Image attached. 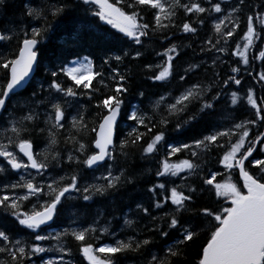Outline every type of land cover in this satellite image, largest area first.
Returning <instances> with one entry per match:
<instances>
[{
	"label": "snow or ice",
	"instance_id": "obj_1",
	"mask_svg": "<svg viewBox=\"0 0 264 264\" xmlns=\"http://www.w3.org/2000/svg\"><path fill=\"white\" fill-rule=\"evenodd\" d=\"M5 4L0 0V7ZM78 8L96 23L70 32L71 42L80 46L83 34L91 33L101 64L96 65L91 53L70 51L42 64V46L68 29ZM145 8L151 10V21ZM181 12L184 19L178 24ZM21 15L27 25L0 32V42H18L12 54H0V114L9 113L0 125V158L6 161L0 164V210L27 230L28 238H17L18 233L0 226V264H77V253L87 264H119V257L128 256L140 257L138 264H179L186 260L187 246L201 235L206 242L195 264H264V100L257 102L253 88L244 95L233 89L242 80L241 68L232 66L227 78L213 71L210 79L190 83L176 95L159 94L145 108L141 102H128L133 77L131 68L124 67L126 60L144 61L154 54L158 63L143 64L150 73L146 79L171 83L175 61L182 55L181 44L169 43L176 35L171 30L198 36L208 20L212 31L200 53L216 55L206 72L226 63L222 54L237 57L235 64L245 69L255 60L264 64V47L257 43L264 41V0H41L26 3ZM111 41L121 47H106ZM158 44L168 46L157 51ZM205 64L190 63L178 83H187ZM40 67L45 77L38 88L9 110V101L31 84ZM248 75L264 87V70ZM138 95L143 98L145 92ZM243 104L254 110V118L240 117ZM16 108L22 114L17 116ZM173 120L175 135H170ZM124 124L130 131L121 135ZM197 124L203 130L188 142L177 139ZM39 140L44 147L36 150ZM117 147L125 166H119ZM164 147L166 155L157 161L154 176L150 168L130 173L126 165L133 149H140L147 161ZM177 154L186 158L172 159ZM210 155L223 172L207 166ZM86 171L93 173L91 181ZM138 184L144 185L147 203L134 200L128 191ZM206 192L214 195L215 207L200 204ZM125 194L129 211L113 217L123 219L119 232L112 221L101 224L103 211L90 221L79 211L65 215L66 201L94 202L99 197L116 203ZM143 218H150L149 223L140 227ZM58 220L66 225L40 234ZM125 232L131 234L118 238ZM101 236L111 239L96 246Z\"/></svg>",
	"mask_w": 264,
	"mask_h": 264
},
{
	"label": "trees",
	"instance_id": "obj_2",
	"mask_svg": "<svg viewBox=\"0 0 264 264\" xmlns=\"http://www.w3.org/2000/svg\"><path fill=\"white\" fill-rule=\"evenodd\" d=\"M231 2V0H229ZM26 3H33V4H39L41 3V0H6V4L3 7H0V32L4 31L5 29L10 28H20L22 24L27 25L28 20L27 18L23 17L21 13L24 12V5ZM249 4L252 3H259V0H248ZM207 6V5H205ZM249 9L246 7L245 11H248ZM145 13L147 14V19L151 21L152 15L151 10L145 8ZM191 20H195V16L190 17ZM184 19V15L181 12L180 17L177 20V23H182ZM96 21L91 18L89 15H87L83 8H78L77 11L73 15L72 22L70 23L67 30L59 31L52 35L51 39L42 46V64H47L49 61L54 60L56 55H59L61 51H70L72 53L79 52L80 55H89L90 53L93 55V58L95 60V63L97 66L101 64V55L98 54V49L96 48L95 44L92 41V34L91 33H84V43L80 46H74L71 42V38L69 36V33L72 31H75L80 25H88V24H95ZM35 24V22H33ZM194 26H196L194 24ZM107 30H111L110 26H105ZM172 32L176 33L175 39L172 41H169V43H179L181 44V52L182 55L175 61V73L173 79L171 80V83L168 84H160L157 82L156 84H153V82L146 79L150 73L146 72L143 68V64L145 62H152V63H158L159 59L155 58L154 54H149L147 56V59L144 61H132V60H126L124 67H130L132 70V80L130 84V94L127 97L128 102L131 104H136L138 102H141L142 107H148L150 101L155 100L156 97L159 94H162L166 91H172L174 95L178 94L182 88L187 87L188 84L193 83L197 80H206L210 79L212 77L213 71H220L222 76L224 78H227V75L230 73V68L232 66H239L241 68V72L238 76V78H241L242 84L240 86H233V89L239 88V91L241 95H244L249 88H253L255 91V96L257 99V102L260 103L262 100H264V87H262L261 83L257 82L252 78V76H249L248 73H256L261 70H264V64L261 63L260 60H255L252 62V64L245 69V66L242 64L236 65L235 61L238 60L237 57H233L230 54H222L223 59L226 61V63L219 65L217 69H209L207 72L205 71V68H207L209 65H211V60L213 56L216 54H210V55H204L200 53V45L201 43L207 38L209 34H211L212 31V24L211 20H208L203 27H200L198 29V36H192L190 34H183L180 33L178 29H172ZM243 34V31H240V35ZM236 39H239V36L236 37ZM17 40L13 39L11 42L3 41L0 42V54L4 55H10L17 49ZM259 47H264V41H258L257 42ZM191 44V47H184V45ZM127 46V45H125ZM167 44H158L156 46L157 51H161L164 47H167ZM106 47L110 48H119L121 47L120 42L118 41H111L106 45ZM231 48L235 47V40L231 42L230 45ZM132 50V49H130ZM255 51H259V48L255 49ZM68 58H71L69 55ZM201 61H207V64L202 66L199 70H197L194 74H192L187 79V83L181 84L178 83L179 75L183 74V69L188 67V65L191 64H197ZM123 70V69H122ZM3 75V72H0V76ZM45 77L44 69L43 67L38 68L33 77L31 84L26 87L22 92L19 93L18 96L12 97V99L8 103V109L12 110L13 104L17 101L23 102L26 97H28L32 91L36 90L38 88V82ZM94 83H96L94 81ZM46 87V85H45ZM229 89V91L233 90ZM140 90H143L145 92V97L140 98L138 93ZM86 98H81V102H85ZM42 111V110H41ZM192 111H195V107L192 109ZM15 114L18 116L22 114V110L20 108L15 109ZM94 114V113H93ZM239 114L241 118H254V110H252L249 106L246 104H243L239 108ZM9 118L8 111H4L0 116V125L4 124V122ZM43 120V116H41V121ZM41 127H43V123L40 124ZM175 127V120H173L172 125L169 129L170 135H175V133L171 132V128ZM143 130V129H142ZM203 129L200 125H193L192 129L185 132L182 137H177V139H180L184 142H188L189 138L192 136L197 135L199 132H201ZM260 130H264V126H261ZM128 131H130V128L127 124L122 125V131L121 135L126 134ZM119 144V140L117 139V146ZM36 150H40L44 147V144L42 140L37 141L36 144ZM18 151V150H17ZM117 155H118V161L119 166H125L124 161L122 158L119 157V149L117 147ZM166 155V147L161 148L159 155L150 158L149 160L145 161L142 160L140 157V149H133L132 154L129 156V159L127 161V167L129 168L130 173H141L144 172L147 169H152V175L154 176V173L157 168V161L160 159L161 156ZM177 158H186L183 154H177L176 157H173L172 159ZM208 167L213 168L216 171L223 172L222 166H220L216 160L214 155H210L208 158ZM0 164H6V161H3V158H0ZM103 170L97 171L95 173L96 176H99ZM63 174V173H61ZM85 177L91 181V177L93 175L92 172L86 171L84 173ZM238 177V172L233 174V178L236 179ZM224 177H218V179H223ZM11 179H18L16 176H11ZM147 179V177H145ZM83 183V181H82ZM179 183V181H177ZM144 188L143 184H138L135 189L129 188V192L133 194L134 200H144L145 203H147V194L142 190ZM34 202V201H33ZM27 203V202H26ZM128 203L127 195L125 194V198L123 201H121L120 198H117L116 203H112L110 200L102 199V198H94V202H85V201H71V202H65V215L70 214L72 212L79 211L82 215L87 216V219L90 221L95 217L97 212L103 211L104 217L101 220V224L112 221V227L117 232L120 231L121 226L123 225V219L118 218L113 220V217H120L121 210L123 212H128V207H125L124 205ZM201 205H209L215 207V198L214 195L205 193L203 199L200 201ZM28 208L31 207L30 204L27 205ZM132 208H135V204H132ZM155 214V213H154ZM130 219H136L135 216L129 214ZM150 218H143L140 222V227H142L144 224L149 223ZM66 220L64 223H60L58 220L56 224H52L51 228H48L45 232H41L40 234H47L48 231H55L59 228H62L66 225ZM0 226L6 227L11 233H18L17 238H23L27 239V230L22 229L20 226H18L17 223L14 222V219L11 217H8L6 213H4L2 210H0ZM131 232H125L123 235L119 236L118 238H124V235H130ZM99 236L100 234L97 233ZM176 234L173 233V236ZM111 238L107 236H101L99 241H96V246H99V243L102 242H108ZM159 242V241H158ZM172 240L169 239L168 243H171ZM203 242H206V235H201L198 239L193 241L187 246L186 249V260L179 262V264H195L196 260L198 259V253L201 248V244ZM43 246L49 247L50 245L47 242H43ZM71 246L73 249H76V244L73 242L71 243ZM156 250V249H154ZM162 252V248L160 249ZM44 256L45 254H40ZM52 255L51 253L48 254V256ZM48 256H45V259L48 258ZM33 259H36L33 257ZM141 258L140 257H133L128 256L125 257H119V264H133V262H139ZM76 261L77 264H87V261L83 260V257L80 256L78 253L76 255Z\"/></svg>",
	"mask_w": 264,
	"mask_h": 264
},
{
	"label": "water",
	"instance_id": "obj_3",
	"mask_svg": "<svg viewBox=\"0 0 264 264\" xmlns=\"http://www.w3.org/2000/svg\"><path fill=\"white\" fill-rule=\"evenodd\" d=\"M34 74V73H33Z\"/></svg>",
	"mask_w": 264,
	"mask_h": 264
}]
</instances>
